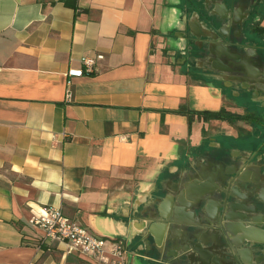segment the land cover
I'll return each mask as SVG.
<instances>
[{
	"label": "crops",
	"instance_id": "1",
	"mask_svg": "<svg viewBox=\"0 0 264 264\" xmlns=\"http://www.w3.org/2000/svg\"><path fill=\"white\" fill-rule=\"evenodd\" d=\"M255 1L261 28L264 0H0V264H97L43 240L46 206L128 264H264Z\"/></svg>",
	"mask_w": 264,
	"mask_h": 264
},
{
	"label": "built area",
	"instance_id": "2",
	"mask_svg": "<svg viewBox=\"0 0 264 264\" xmlns=\"http://www.w3.org/2000/svg\"><path fill=\"white\" fill-rule=\"evenodd\" d=\"M100 58L102 55H83L80 58L81 66L70 69L66 75L93 74L97 71V60ZM65 96L70 99L69 90ZM29 222L43 231V240L63 242L68 251L93 257L97 264H126L127 244L122 238L98 235L67 217L60 207H42L30 217Z\"/></svg>",
	"mask_w": 264,
	"mask_h": 264
},
{
	"label": "flooded vegetation",
	"instance_id": "3",
	"mask_svg": "<svg viewBox=\"0 0 264 264\" xmlns=\"http://www.w3.org/2000/svg\"><path fill=\"white\" fill-rule=\"evenodd\" d=\"M257 7H258V4H257V1H255L252 5H251V7H250V9H249V12L251 11V9H252V12L253 13H251V17H249L248 19H250L247 23H245V25H244V27H243V24L241 25V27H243V31H245L246 30V32H247V30H252V31H254L256 28H257V23H256V20H254V21H252L251 19H252V17H253V14L255 13V11L257 10ZM245 32H243V34H244ZM246 34V33H245ZM245 37H246V35H244ZM129 251H130V249H129V247L127 246V255H128V253H129ZM181 261H185V260H181ZM126 264H128L127 263V260H126ZM182 264H188L187 263V261H185V262H182Z\"/></svg>",
	"mask_w": 264,
	"mask_h": 264
},
{
	"label": "trees",
	"instance_id": "4",
	"mask_svg": "<svg viewBox=\"0 0 264 264\" xmlns=\"http://www.w3.org/2000/svg\"><path fill=\"white\" fill-rule=\"evenodd\" d=\"M257 31L259 32V33H263L264 32V27H261V28H257Z\"/></svg>",
	"mask_w": 264,
	"mask_h": 264
},
{
	"label": "water",
	"instance_id": "5",
	"mask_svg": "<svg viewBox=\"0 0 264 264\" xmlns=\"http://www.w3.org/2000/svg\"><path fill=\"white\" fill-rule=\"evenodd\" d=\"M242 22V21H241ZM237 23H240V21L238 20L237 21ZM255 223V222H254ZM254 225H256V226H258L259 225V223H257V224H254ZM258 243H261V244H264V241H259ZM127 244V243H126ZM128 246V245H127Z\"/></svg>",
	"mask_w": 264,
	"mask_h": 264
}]
</instances>
